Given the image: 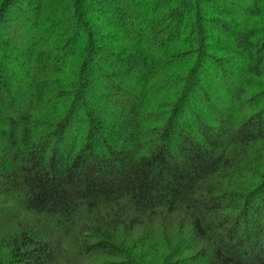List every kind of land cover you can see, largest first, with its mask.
<instances>
[{
  "label": "trees",
  "instance_id": "16d2710c",
  "mask_svg": "<svg viewBox=\"0 0 264 264\" xmlns=\"http://www.w3.org/2000/svg\"><path fill=\"white\" fill-rule=\"evenodd\" d=\"M2 234L0 264H264V0H0Z\"/></svg>",
  "mask_w": 264,
  "mask_h": 264
},
{
  "label": "rangeland",
  "instance_id": "374dc122",
  "mask_svg": "<svg viewBox=\"0 0 264 264\" xmlns=\"http://www.w3.org/2000/svg\"><path fill=\"white\" fill-rule=\"evenodd\" d=\"M86 2L88 3V0H86ZM237 63L236 62H233V66H237L236 65ZM230 68H231V66H230ZM232 69V68H231ZM27 221H30L29 219H26ZM21 225H23V227L24 226H26L24 223H18L16 226H14V229L18 226H21ZM37 231H39L40 233H42V230L41 229H37ZM3 237H5L4 236V234H2L1 236H0V239L1 238H3ZM3 252H6V250H5V248H2V244L0 243V255H3ZM59 264H66V262L64 261V260H62V259H59Z\"/></svg>",
  "mask_w": 264,
  "mask_h": 264
}]
</instances>
